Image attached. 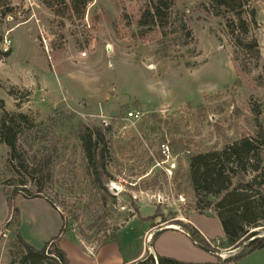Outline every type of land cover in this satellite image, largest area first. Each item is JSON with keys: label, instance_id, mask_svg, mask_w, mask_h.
Wrapping results in <instances>:
<instances>
[{"label": "rangeland", "instance_id": "obj_1", "mask_svg": "<svg viewBox=\"0 0 264 264\" xmlns=\"http://www.w3.org/2000/svg\"><path fill=\"white\" fill-rule=\"evenodd\" d=\"M11 1L13 14H0V51L6 37L12 40L10 54L0 56V104L36 123L60 118L54 140L46 143L57 145L54 185L47 191L66 211L69 230L60 244L70 264H127L147 252L156 256L154 249L189 262L231 257L228 264H264V247L247 253L245 246L227 245L214 212L196 210L189 180L190 154L222 149L256 129L251 109L264 100V0L247 6L256 10L257 23L249 29L261 48L256 68L255 50H240V60H234L231 14L217 15L209 0H174L165 31L161 24L141 22L150 0H93L82 19L56 16L42 0ZM183 21L192 40L179 39ZM241 64L253 69L246 72ZM133 110L142 117L129 118ZM80 123L110 126L109 175L103 177L108 190L85 177L74 132ZM8 157L1 144L0 264H21L18 235L42 249L64 221L41 197L20 194L10 211L4 184L16 173ZM174 219L196 224L218 254L177 231L181 226ZM171 226L175 230L153 241ZM113 233L111 242L100 246Z\"/></svg>", "mask_w": 264, "mask_h": 264}, {"label": "trees", "instance_id": "obj_2", "mask_svg": "<svg viewBox=\"0 0 264 264\" xmlns=\"http://www.w3.org/2000/svg\"><path fill=\"white\" fill-rule=\"evenodd\" d=\"M92 1L42 0L56 16L78 19L85 16L87 7ZM209 2L217 15L226 18L228 13L231 14L228 27L236 47L234 60H240V50H255L256 63L253 68L260 66L262 56L259 40L253 35L249 37V29L257 23L256 10L247 7L250 0H209ZM174 4V0H150L146 15L141 22L157 26L161 24L165 31ZM14 8L11 0H0L1 17L13 14ZM181 26L182 35L179 39L192 40V29L185 21ZM9 54L10 51L6 53L0 51L2 57ZM241 68L246 72H251L253 69L246 67L245 64H241ZM10 95L16 100L19 98L14 90H10ZM0 108L2 109L0 145L4 144L8 147V161L16 173L12 178L13 183L4 184L10 211L13 213L16 210L14 201L20 194L26 198L41 197L59 211L64 221L60 234L49 240L42 249L35 248L25 241L21 234L18 235L22 246L20 263L70 264L67 253L60 244L62 235L69 230L66 211L59 208L60 205L47 191L54 185L52 156L53 152L57 151V145L53 141L50 145L46 143L54 140L60 118L47 124L36 123L31 116L23 112L7 111L3 103L0 104ZM251 112L254 115L256 128L253 134L229 142L222 149L189 155V180L196 201V210L200 214L213 211L221 222L227 245L231 249L245 246L248 249L247 253L264 247V236H259V230L264 229V100L261 104L253 106ZM108 128L110 126L99 127L80 123L78 129L74 131L84 157L85 177H89L106 190L108 187L104 185L103 177L109 175L106 167ZM28 142L29 149L25 147V143ZM39 144L42 145L38 147ZM34 147H37L38 151H35ZM17 176L21 180L20 183L15 182ZM30 182L35 190L29 186ZM154 216H159L158 209ZM172 222L180 225L184 233L190 234L194 244L215 254V247L195 226L178 219ZM159 232L160 230L154 235L153 241ZM114 237L115 233L110 239L103 240L100 246L110 243ZM233 260L231 257L225 259L218 257V261L189 262L159 254L154 256L147 252L141 259L127 264H228Z\"/></svg>", "mask_w": 264, "mask_h": 264}, {"label": "built area", "instance_id": "obj_3", "mask_svg": "<svg viewBox=\"0 0 264 264\" xmlns=\"http://www.w3.org/2000/svg\"><path fill=\"white\" fill-rule=\"evenodd\" d=\"M11 46H12V40L10 38L6 37L4 40V46H3L4 52L5 53L9 52L11 49ZM84 55H85V53H84ZM128 117L131 119H134V118L137 119V118L142 117V113L140 111L133 110V111L128 112ZM161 151L167 158L169 157L170 149L166 143L162 144Z\"/></svg>", "mask_w": 264, "mask_h": 264}, {"label": "crops", "instance_id": "obj_4", "mask_svg": "<svg viewBox=\"0 0 264 264\" xmlns=\"http://www.w3.org/2000/svg\"><path fill=\"white\" fill-rule=\"evenodd\" d=\"M192 224L195 226V227H197L196 226V224H194L193 222H192ZM198 228V230L204 235V236H206V234L199 228V227H197ZM166 230H171V229H166ZM166 230H163V231H160L159 233H161V232H164V231H166ZM175 230V229H174ZM148 231V230H147ZM146 231V234L148 233ZM177 231H179V232H181V233H183V231L182 230H177ZM187 234V233H186ZM150 236L149 237H151V234H149ZM188 235V234H187ZM147 236V235H146ZM189 236V235H188ZM207 237V236H206ZM147 239H149L148 237H147ZM155 240V239H154ZM149 247V246H148ZM149 249V248H148ZM150 251H152L151 249H150ZM154 253L156 254V255H158L157 254V252L155 251V249H154ZM134 260H131V261H129L128 263H131V262H133Z\"/></svg>", "mask_w": 264, "mask_h": 264}, {"label": "water", "instance_id": "obj_5", "mask_svg": "<svg viewBox=\"0 0 264 264\" xmlns=\"http://www.w3.org/2000/svg\"><path fill=\"white\" fill-rule=\"evenodd\" d=\"M116 190H117V187H115L113 191H116ZM169 228H174V227L171 226V227H169ZM188 235H189V237H190L192 240H194L193 237H192L190 234H188ZM195 242H196V241H195ZM196 243H197V242H196ZM216 253L218 254V252H215V254H216Z\"/></svg>", "mask_w": 264, "mask_h": 264}]
</instances>
